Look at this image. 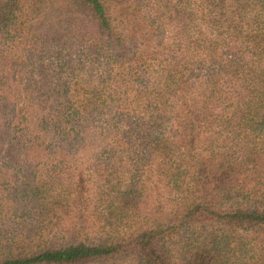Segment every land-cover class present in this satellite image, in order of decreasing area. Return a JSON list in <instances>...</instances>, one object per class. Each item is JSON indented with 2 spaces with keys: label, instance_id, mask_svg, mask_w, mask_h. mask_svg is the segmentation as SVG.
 <instances>
[{
  "label": "trees",
  "instance_id": "1",
  "mask_svg": "<svg viewBox=\"0 0 264 264\" xmlns=\"http://www.w3.org/2000/svg\"><path fill=\"white\" fill-rule=\"evenodd\" d=\"M0 264H264V0H0Z\"/></svg>",
  "mask_w": 264,
  "mask_h": 264
}]
</instances>
